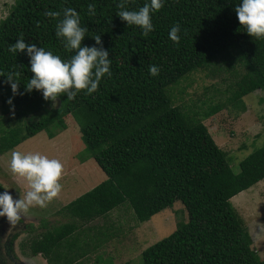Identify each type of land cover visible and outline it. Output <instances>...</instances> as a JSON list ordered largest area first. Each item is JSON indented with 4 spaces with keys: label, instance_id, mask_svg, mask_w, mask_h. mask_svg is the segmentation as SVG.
<instances>
[{
    "label": "trees",
    "instance_id": "trees-1",
    "mask_svg": "<svg viewBox=\"0 0 264 264\" xmlns=\"http://www.w3.org/2000/svg\"><path fill=\"white\" fill-rule=\"evenodd\" d=\"M120 0H15L0 20V72H19L14 95L6 77L0 90L13 110L39 114L35 122L9 130L0 137V154L44 131L51 139L66 129L70 117L78 127L84 151L90 154L106 179L68 203L58 213L68 218L23 245L30 256L46 264H73L68 253L78 242L79 225L127 204L138 223L179 202L187 215L167 237L141 254V264H264L251 249L250 237L230 204V199L264 179V143L238 163L234 173L225 153L217 147L202 120L216 114L214 106L200 116H189L173 106L169 90L197 70L214 66L225 72L238 65L236 89L227 102L234 105L255 91L264 93V39L247 35L235 13L241 0H163L152 13L154 31L147 37L116 14ZM150 0H131L128 10H138ZM95 4V15L88 5ZM73 8L80 26L88 32L81 46L100 47L92 38L101 35L109 52L111 76L105 75L91 95L80 91L75 99L57 98L58 108L42 92H26L33 77L27 53L12 54L11 44L21 36L62 60L68 52L56 36L57 19L47 11ZM180 25V42L169 32ZM219 60V62H215ZM160 71L153 77L149 66ZM78 226V227H77ZM45 227V223L41 224Z\"/></svg>",
    "mask_w": 264,
    "mask_h": 264
},
{
    "label": "rangeland",
    "instance_id": "rangeland-1",
    "mask_svg": "<svg viewBox=\"0 0 264 264\" xmlns=\"http://www.w3.org/2000/svg\"><path fill=\"white\" fill-rule=\"evenodd\" d=\"M14 2L0 0V20L8 14ZM217 67L192 72L171 87V104L198 119L214 106H219L216 114L200 120L217 147L225 153L232 171L237 173L239 161L264 143V93L255 91L231 105L227 100L243 71L237 64L227 72L222 66ZM4 92L0 90V137L40 117L39 114L23 113V108L13 110L4 100ZM52 108H58L57 101ZM63 121L66 129L53 138L48 139L41 131L0 154V193L8 191L14 200L23 199L28 188L26 181L10 172L12 151L40 153L63 164L62 191L58 197L46 207L31 206L27 212H21V219L14 225L0 217V244H14L17 264H46L40 255L29 257L28 250L22 246L45 229L68 222L69 219L58 212L106 179L90 154L84 151L76 124L70 117ZM230 204L250 237L251 249L264 263V179L232 197ZM186 220V212L179 202L144 223H138L124 204L103 217L77 226L79 240L68 253L72 256L84 253L82 258H75L73 264H141L140 254L144 249L170 235ZM42 223L45 227H41Z\"/></svg>",
    "mask_w": 264,
    "mask_h": 264
},
{
    "label": "clouds",
    "instance_id": "clouds-1",
    "mask_svg": "<svg viewBox=\"0 0 264 264\" xmlns=\"http://www.w3.org/2000/svg\"><path fill=\"white\" fill-rule=\"evenodd\" d=\"M131 0H120L117 7L120 9L117 16L128 26H136L147 37L154 31L152 13L164 7L163 0H150L138 10H128L127 5ZM239 24L252 38L264 39V0H241L235 7ZM95 4L88 5L90 15H95ZM45 15L50 19H57L56 36L61 39L68 52H75L70 60H62L37 47L35 43H26L23 36L11 44L8 51L12 54L26 52L30 58L33 77L25 84L26 92L33 90L42 92L45 101L55 102L61 95H66L68 100L75 99L76 95L86 90L89 95L98 90L101 79L111 76L109 52L102 46L101 35L92 38L100 47L81 46L88 29L80 26V16L73 8L63 9L61 12L47 11ZM180 25L171 27L169 38L174 43L180 42ZM160 69L155 65L149 66V73L153 77L159 75ZM19 72H9L0 76L6 77L13 94L18 91L16 78ZM9 104L12 103L10 99ZM9 169L14 177L27 183V192L23 199L14 200L8 191L0 193V217H5L10 225L21 219V212H27L31 206L46 207L48 202L58 197L62 191L60 180L63 174V164L60 160L49 158L40 153H22L12 151Z\"/></svg>",
    "mask_w": 264,
    "mask_h": 264
},
{
    "label": "flooded vegetation",
    "instance_id": "flooded-vegetation-1",
    "mask_svg": "<svg viewBox=\"0 0 264 264\" xmlns=\"http://www.w3.org/2000/svg\"><path fill=\"white\" fill-rule=\"evenodd\" d=\"M2 249L4 251H2ZM24 260H28V258L24 257ZM17 263H18V258L16 256V251L14 250V244L12 245L11 242L0 244V264H17Z\"/></svg>",
    "mask_w": 264,
    "mask_h": 264
}]
</instances>
